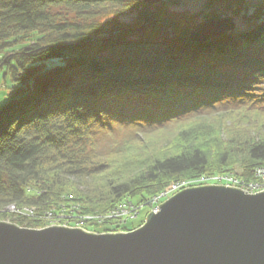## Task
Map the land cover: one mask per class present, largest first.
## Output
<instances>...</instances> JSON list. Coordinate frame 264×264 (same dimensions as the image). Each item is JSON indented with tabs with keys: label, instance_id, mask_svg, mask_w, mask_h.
<instances>
[{
	"label": "trees",
	"instance_id": "obj_1",
	"mask_svg": "<svg viewBox=\"0 0 264 264\" xmlns=\"http://www.w3.org/2000/svg\"><path fill=\"white\" fill-rule=\"evenodd\" d=\"M188 1L0 0V70L15 83L0 107V222L39 230L45 211L105 214L214 175L255 181L264 107L245 86L264 75V3L199 0L245 29L202 44L160 35ZM132 12L138 22L119 23ZM95 125L131 131L96 152Z\"/></svg>",
	"mask_w": 264,
	"mask_h": 264
},
{
	"label": "water",
	"instance_id": "obj_2",
	"mask_svg": "<svg viewBox=\"0 0 264 264\" xmlns=\"http://www.w3.org/2000/svg\"><path fill=\"white\" fill-rule=\"evenodd\" d=\"M150 21L146 18L136 32L144 33ZM235 27L230 17L206 20L188 40L202 44ZM0 264H264V191L184 188L127 233L65 226L33 230L0 222Z\"/></svg>",
	"mask_w": 264,
	"mask_h": 264
},
{
	"label": "rangeland",
	"instance_id": "obj_3",
	"mask_svg": "<svg viewBox=\"0 0 264 264\" xmlns=\"http://www.w3.org/2000/svg\"><path fill=\"white\" fill-rule=\"evenodd\" d=\"M256 1L264 3V0H256ZM203 5H204V2H202V1L191 0V1H188L186 3H183L182 5H180L178 7L170 8V12H173L177 15L175 18V21L173 22V24L170 25V28L161 30L159 34L160 35L162 34L163 37H165L163 34H166V36H169V37L186 36V35L190 36L193 31L188 33L187 30L190 29L191 22L192 23L194 22L192 27L195 28L201 22H204L206 20H212L213 15L216 13L223 15V14H221V8L219 5H216L213 8V9H215V11H211L210 13H209V11H207V9L204 8ZM226 17H229V15H223L220 18H216V19H222V18H226ZM70 18H71V15H69V19ZM185 18H188V20H185ZM72 20L74 21L75 19L73 18ZM100 20H101V23L108 21V19L102 20L100 18H98L97 21H100ZM233 20H234V23H235L237 28L245 29L246 26L243 25L240 22V20L235 19V18H233ZM136 22H138L136 12L129 13V14H127L124 17H121L119 19L120 24L132 25ZM166 30H168V31L165 33ZM56 64H57V62H56ZM14 86H15V83L12 82L9 72L5 68H2L0 70V107L4 104V102H6L9 99L8 94L11 92V89L14 88ZM245 88L249 89L248 93L259 97L260 102H259V104L258 103L257 104L260 107H264V75L261 77H258L255 80H251V82H249V83H246ZM233 100H235V99H229L228 104L226 106L227 107L228 106H234L235 101H233ZM111 128L115 130L113 133L109 132L105 127L100 126V125H95L93 128H91L90 131L92 132V135L94 138L96 152L105 151L112 144L113 139H120L121 137L125 138L126 137L125 135H127V133H130V131H131V129L129 127L123 128L122 132L119 134L117 132L118 131L117 129L122 128L121 125L120 126L111 125ZM214 176H216V175H214ZM234 177H236V176H234ZM254 178H255V176H254ZM198 184L201 186L206 185L203 183H197L196 185H198ZM210 184L215 185V183H213V182ZM195 187H198V186H195ZM165 201H166V199H163L161 201V203H163ZM146 205H148V204L144 203V204L140 205L141 209H140L136 218L133 217L132 219L127 220L126 224H127L128 228L137 229L146 221V216L151 211L153 212V210H151L150 207H147ZM158 206L156 207L157 209H158ZM56 226H59V225H56ZM47 227H50V226H47V224L45 223V225L42 229H45ZM84 227L88 228L90 230L96 229L97 232H104L105 230H107V228H109V227H104V226H96L94 224H86ZM70 228H75V227H70ZM131 231H133V230H131ZM127 232H130V231H127Z\"/></svg>",
	"mask_w": 264,
	"mask_h": 264
},
{
	"label": "built area",
	"instance_id": "obj_4",
	"mask_svg": "<svg viewBox=\"0 0 264 264\" xmlns=\"http://www.w3.org/2000/svg\"><path fill=\"white\" fill-rule=\"evenodd\" d=\"M255 176V181L246 182L242 179L234 177L233 174H224V175H216L206 178H201L199 183H215V185H221L225 187H232L236 189L242 190L247 194H257L261 191H264V165L258 167L253 172ZM185 184L181 183L178 185H174L171 187L169 191L163 192L157 195L154 198H151L147 201L146 206L150 207L154 213L158 211L156 208L163 199H168L170 196L180 191L181 187H184ZM74 209V208H73ZM141 207L140 205H135L130 201H124L120 205L115 208L109 210L105 214H93V215H81V214H55L54 216L52 212H43L40 216V220L44 221L47 226H67L68 224H72L71 227L80 228L81 230L86 231L83 227L86 224H94L97 226H107L111 228H116L119 232H122V227H124L127 223L128 219L136 218ZM150 210V211H151ZM6 212L11 214H20L23 216L31 217L33 215V209L28 210L24 209L23 211H18L14 206H8L5 209ZM88 232V231H87Z\"/></svg>",
	"mask_w": 264,
	"mask_h": 264
},
{
	"label": "clouds",
	"instance_id": "obj_5",
	"mask_svg": "<svg viewBox=\"0 0 264 264\" xmlns=\"http://www.w3.org/2000/svg\"><path fill=\"white\" fill-rule=\"evenodd\" d=\"M208 185H211V184H208ZM217 186H221V185H217ZM176 194V193H175ZM171 197V196H170ZM169 197V198H170ZM160 205V204H159ZM70 228V227H69ZM87 232V231H86ZM89 232V231H88ZM92 233V232H91ZM122 233H126V232H124V231H122Z\"/></svg>",
	"mask_w": 264,
	"mask_h": 264
},
{
	"label": "bare ground",
	"instance_id": "obj_6",
	"mask_svg": "<svg viewBox=\"0 0 264 264\" xmlns=\"http://www.w3.org/2000/svg\"><path fill=\"white\" fill-rule=\"evenodd\" d=\"M72 211V209L70 210V212ZM85 216H88V215H85Z\"/></svg>",
	"mask_w": 264,
	"mask_h": 264
}]
</instances>
